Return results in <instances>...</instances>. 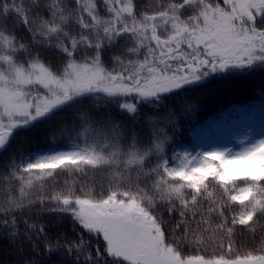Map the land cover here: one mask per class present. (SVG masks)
I'll return each instance as SVG.
<instances>
[{"label": "snow or ice", "instance_id": "1", "mask_svg": "<svg viewBox=\"0 0 264 264\" xmlns=\"http://www.w3.org/2000/svg\"><path fill=\"white\" fill-rule=\"evenodd\" d=\"M224 74L264 87V0H0V242L16 264H264V133L182 148L167 103ZM58 118L75 138L24 150Z\"/></svg>", "mask_w": 264, "mask_h": 264}, {"label": "trees", "instance_id": "2", "mask_svg": "<svg viewBox=\"0 0 264 264\" xmlns=\"http://www.w3.org/2000/svg\"><path fill=\"white\" fill-rule=\"evenodd\" d=\"M175 105L176 115L173 117L178 122L176 142L182 148L200 151L206 149V140L209 136H216L215 128L229 127L231 121L241 119H258L260 126H264V87L259 75L244 77L228 75L210 77L200 86H193L187 97L180 96L167 102ZM72 111L62 113L64 122L69 126L73 122ZM144 112H151L145 106ZM59 119L57 124H44L24 134L28 143L23 145L24 150L46 148L50 141H56L61 146L69 143V137L75 138L76 133L70 132L61 135L59 132ZM51 133H55L54 136ZM20 137L13 144L16 150ZM11 151V150H10ZM10 154V153H9ZM5 154L3 158H6ZM44 222L52 228L55 217L45 215ZM65 228L69 227L67 222ZM243 236L237 237V247L244 243ZM212 245L205 255L213 250ZM254 247V245H249ZM246 249L241 248V251ZM196 254V253H192ZM19 257L13 252L7 242H0V264H16Z\"/></svg>", "mask_w": 264, "mask_h": 264}, {"label": "rangeland", "instance_id": "3", "mask_svg": "<svg viewBox=\"0 0 264 264\" xmlns=\"http://www.w3.org/2000/svg\"><path fill=\"white\" fill-rule=\"evenodd\" d=\"M216 136H209L206 140L207 147H230L238 150L240 145L237 137H243L246 133L259 138L264 133V126H260L258 119H244L231 121L229 127L215 128Z\"/></svg>", "mask_w": 264, "mask_h": 264}]
</instances>
